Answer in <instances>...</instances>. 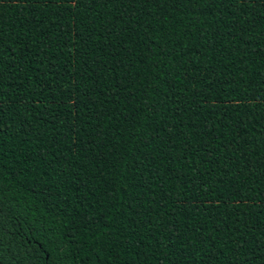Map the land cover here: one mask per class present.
Wrapping results in <instances>:
<instances>
[{
	"label": "trees",
	"instance_id": "trees-1",
	"mask_svg": "<svg viewBox=\"0 0 264 264\" xmlns=\"http://www.w3.org/2000/svg\"><path fill=\"white\" fill-rule=\"evenodd\" d=\"M0 208V264H264V0H0Z\"/></svg>",
	"mask_w": 264,
	"mask_h": 264
},
{
	"label": "snow or ice",
	"instance_id": "snow-or-ice-1",
	"mask_svg": "<svg viewBox=\"0 0 264 264\" xmlns=\"http://www.w3.org/2000/svg\"><path fill=\"white\" fill-rule=\"evenodd\" d=\"M2 214H4V209L3 208H0V215H2ZM37 259H40V258L38 257ZM49 260H52V258L49 257ZM52 264H55V261H52Z\"/></svg>",
	"mask_w": 264,
	"mask_h": 264
}]
</instances>
